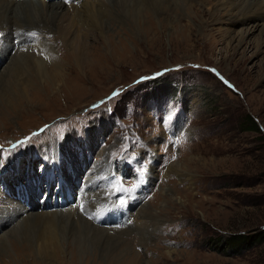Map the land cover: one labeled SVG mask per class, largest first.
I'll return each mask as SVG.
<instances>
[{
    "label": "rangeland",
    "instance_id": "rangeland-1",
    "mask_svg": "<svg viewBox=\"0 0 264 264\" xmlns=\"http://www.w3.org/2000/svg\"><path fill=\"white\" fill-rule=\"evenodd\" d=\"M202 1L203 11L193 3L172 11L165 1L160 16L144 9L137 20L125 11V16L117 13V4L110 1L114 18H102L104 39L91 33L94 38L87 40V60L81 68L52 27L53 33L42 39L56 61H43L48 73L42 81L27 69L22 80L4 83L12 69L9 57L19 49L20 60L27 51L21 47L22 37L17 38L20 47L12 39L14 49L0 62V175L21 158L23 176L15 184L27 186L25 175H38L36 168L46 159L41 150L50 144L49 154L55 158L45 174L57 169L64 194L69 193L68 174L70 184L89 186L94 181L100 193L89 199L95 200L96 209L80 200L81 188L72 187L69 204L47 219L55 230L57 222L66 226V216L60 213L73 208L93 226L110 229L116 239L129 232L130 237L122 238L131 258H138L127 256L119 264H264V240L238 248L223 242L235 234L264 232V30L247 22L243 27L256 29L240 43L239 24L223 22L222 7L214 17L219 20L212 21L210 11L220 9L219 3ZM142 7L138 3L131 9ZM3 34L0 27V39ZM57 63L58 72L52 68ZM165 69L157 77L132 83ZM120 87L126 89L107 104L87 107ZM248 118L257 130L251 129ZM39 126L47 127L30 135ZM82 158L83 171L73 173V161ZM171 164L179 171L169 169ZM91 168L95 170L89 175ZM134 180L144 185L147 181L141 198L132 189ZM45 186H39L42 193ZM7 187L0 184V200L14 197ZM22 198L20 202L30 206L27 197ZM144 208L153 221L138 232ZM22 218L17 227L11 222L0 229V264L117 263L111 262L101 241L100 247L90 238L79 245L69 236L55 259L40 258L33 238L20 231ZM77 222L85 230V224ZM114 229L118 231L112 234Z\"/></svg>",
    "mask_w": 264,
    "mask_h": 264
},
{
    "label": "bare ground",
    "instance_id": "bare-ground-1",
    "mask_svg": "<svg viewBox=\"0 0 264 264\" xmlns=\"http://www.w3.org/2000/svg\"><path fill=\"white\" fill-rule=\"evenodd\" d=\"M110 1H112V3L117 4L115 5L118 7L117 13H121L124 15V11H125L126 12L125 14L127 13L133 14V16L129 15V17L131 18L136 17V20H137V15L139 16L138 17L139 19L141 18V14L143 16L144 9H146V11H149V14H152L153 16H155L156 14L160 16V14L164 13V10H166V6L164 5L165 1L168 2L167 3L168 7H172V11L181 9L182 7L192 3L194 4V7L196 5H199V7H203L202 11L205 10V5L204 6L201 5L199 3V0L198 1L197 0H109L106 2H104V0H79L76 4H67L65 3V0H0V24H1L0 27L2 32H4L3 37L0 39V62L4 58L8 57V55L11 54V50L14 49V46L12 45L13 44L12 39H15L17 45L20 47L21 43L18 41L17 38L22 37L23 46L21 47L27 48V51L24 53L23 57L22 58L19 57L21 58L20 60H18V56H17L18 54H20V50L18 49L17 51L16 49L18 47L15 48L17 52L11 55V57H9V59H11L9 60L10 61L9 65L11 66L12 69L10 73L5 74L6 76L4 79V83L15 84L19 80V79L17 80L16 78H20L22 80L21 77L24 78L27 69L31 72V73L29 72V74L33 76L34 75L37 76V78L41 79V81L46 79L48 70L44 68L43 61L48 62L47 60L49 58V62L53 63L54 61H56V59L55 56L51 53L50 48L44 46L45 42L42 38L43 35L44 38L50 36L49 34L50 33L52 34L54 29L57 30L56 37L61 36V40L66 42V44H68V47L70 48L68 50L73 56V62L76 64L78 68H81L85 59L87 60L85 54L86 53L85 50L87 46H89L87 40H89L90 38H94L93 36H91L92 35L91 33L94 31L98 36L104 39L106 34L105 32L106 30H104L105 28L104 22L106 21H103L102 18L104 17L114 18L113 14L110 11V9L113 10V4L112 3L110 4ZM200 1L203 2L202 0ZM216 2L219 3L218 6L220 7V9L217 8L216 10L215 9L211 10L210 19L212 21L219 20L214 18L216 17V13L218 14L219 11L220 14L221 7L224 10H226L225 14H223V16L220 19L227 24H236V23L239 24L237 26L241 27V29H238L240 31L239 32L240 36L238 39L240 40V43L242 41H245V38L247 37V35L249 36L252 30L256 29V27H252V26H250L249 28L243 27L244 25H246L247 22L251 21L255 24V26L258 25V28L262 29V31L264 30V0H223V1L216 0L213 3V5ZM95 3L98 6L95 7L94 5ZM138 3L143 5L142 7L143 9H131V7L136 6V4ZM105 5H107L108 7H106ZM195 13L191 11V14L195 15ZM202 14L204 15V12H202ZM223 17L226 18L223 19ZM164 20L166 22H169L170 19L166 17L164 18ZM52 27H54V29H50ZM40 51H43L49 57L48 56L46 57V55H40L39 54ZM56 66H58V63L52 64L53 70L57 69L55 68ZM56 72H58V70H56ZM22 83L24 82L22 81ZM49 150H50V144H47L45 148L41 150V156H45L46 159L47 157L49 158L50 157L48 155L50 153ZM18 161H20V164L18 163L16 165L15 163L14 165L10 166V168H8V170L5 173L0 175V184L3 185L5 184V186L7 185L8 186L7 189H9L10 194L14 195V197H10V198L2 197L0 200V212H1L0 229L5 226H8V224H10L11 222H13L12 227H14V225H16L17 227V221L19 220V218L22 217L26 218L24 224L21 227L20 230L21 233L26 236H29V238H33L34 245H36V254H38V257L44 258L49 261L51 259H55L54 255H56L57 253L64 252L65 246L62 245L63 242L62 240H65L67 236H69V239H71L70 241L74 243H78L79 245H81V243L82 245H85V241L87 238H90L92 242L99 247L101 243H103V246L101 245V248L107 252L112 263H115L117 261L116 264H119L127 256H129L132 261H135L136 256L134 258L133 257L131 258V255L133 254L132 251L129 250L130 246L126 242L127 240L122 238L123 235L130 237L129 232L122 231L123 232L122 233L121 231H119V233H122L123 235H121V238L116 239L112 235H110L111 234V232L109 231L110 229H106L105 227L93 226L92 224H90L91 222L89 223V221L82 218L80 214H77L78 211L73 208L72 209L66 208L69 209L67 212L60 213V216H64V215L66 216L65 218L66 226H61L59 222H57L58 226L55 230V228H53V223L49 222L51 220L47 219L49 217L50 219H54V216L59 214V211H57L56 208L60 207L62 205V202H65V204H69V200L73 198L70 189L72 187H74L72 188V190H77L78 188H81L80 193L81 194L84 193V195L80 197V200L83 201V203L90 204L91 207H95V200L94 201L89 200L91 199V197L93 196L96 197V195L100 193L98 190H94V183H93L94 181L93 182L91 181L92 184H89V186L87 182L82 183L81 186L72 185L70 184V179H69L70 176L72 175L68 174L67 182L69 184L68 186L69 193L64 194V190L62 189V184L61 182L58 181V178L56 179V182H54L55 178L53 177L57 175V171H55V169L52 171L49 169V171L51 172L50 175H48L47 177L50 178L52 177V178L45 186L46 189H44V191H46V193L44 192L42 193L41 190L35 191L34 187L30 183H28L27 186L23 184L28 195V197L25 199H28L27 204L30 205L28 207H25V204L20 202L19 191L18 193H16V190L19 189L18 185L21 184L22 182L18 184L15 183H17L18 180L21 178V176H23V172L21 171L22 170L21 158L17 160V162ZM73 162L76 163L74 165L72 164L73 166H71L73 173H78V171L82 172L83 171L81 170L82 166L86 165V158L75 159ZM174 165L172 166L171 164L169 169L171 170L175 169L179 171V167L177 165L176 166ZM14 168H16L15 169L16 171H14ZM47 170L48 169L46 166L44 171L46 172ZM94 170L95 168L93 169L91 168L89 175ZM85 175L84 177L86 178L89 177V175L88 176ZM149 177L150 180L153 181L155 174L153 173L152 170ZM86 178H84L83 181H85ZM26 179L30 181L31 177L30 176L27 177L25 175V180ZM54 183H56L55 188H53ZM16 194H19V196H16ZM36 194L39 195L37 201L34 200L35 199L34 196H36ZM45 199L46 201L43 202V200ZM72 203L74 202H71L70 204ZM120 212L122 211L121 210L118 211L119 214ZM84 213L89 214V211H84ZM28 217L31 218V221H27ZM148 217H147V212H145V208L144 210H141L140 219L137 220L140 226L137 225V228H135V230L140 232L142 229L141 226L144 227L143 229H147L148 225H151L150 222L152 220ZM78 220L79 222H77ZM15 221L16 223H14ZM75 222L82 225L85 224L84 227L85 230L83 228L80 229V226ZM153 223L154 222H152V224ZM90 226H92L95 230L89 232L86 228ZM69 231H72V235L71 234L69 235L70 233ZM112 231H113L112 234H115V232H117L118 230L114 229ZM29 238L27 239L29 240ZM145 263L147 262H143V264Z\"/></svg>",
    "mask_w": 264,
    "mask_h": 264
},
{
    "label": "trees",
    "instance_id": "trees-1",
    "mask_svg": "<svg viewBox=\"0 0 264 264\" xmlns=\"http://www.w3.org/2000/svg\"><path fill=\"white\" fill-rule=\"evenodd\" d=\"M248 125H250L252 130H257L255 122L248 118ZM264 240V232H255L253 234H235L228 238H224L223 242H225L229 247H245L251 245L253 242L263 241Z\"/></svg>",
    "mask_w": 264,
    "mask_h": 264
}]
</instances>
